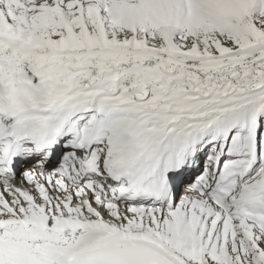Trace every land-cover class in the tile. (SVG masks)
<instances>
[{"label": "snow or ice", "instance_id": "1", "mask_svg": "<svg viewBox=\"0 0 264 264\" xmlns=\"http://www.w3.org/2000/svg\"><path fill=\"white\" fill-rule=\"evenodd\" d=\"M0 264H264V0H0Z\"/></svg>", "mask_w": 264, "mask_h": 264}, {"label": "bare ground", "instance_id": "2", "mask_svg": "<svg viewBox=\"0 0 264 264\" xmlns=\"http://www.w3.org/2000/svg\"><path fill=\"white\" fill-rule=\"evenodd\" d=\"M182 191H184V187H182Z\"/></svg>", "mask_w": 264, "mask_h": 264}]
</instances>
